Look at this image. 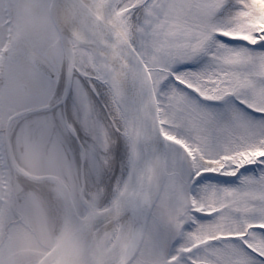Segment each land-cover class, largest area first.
<instances>
[{
  "label": "snow or ice",
  "instance_id": "6c2138e0",
  "mask_svg": "<svg viewBox=\"0 0 264 264\" xmlns=\"http://www.w3.org/2000/svg\"><path fill=\"white\" fill-rule=\"evenodd\" d=\"M0 264H264V0H0Z\"/></svg>",
  "mask_w": 264,
  "mask_h": 264
}]
</instances>
